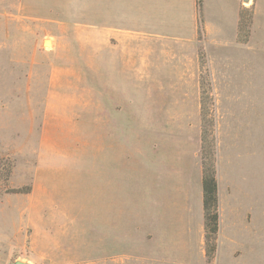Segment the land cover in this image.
<instances>
[{
  "label": "rangeland",
  "instance_id": "374dc122",
  "mask_svg": "<svg viewBox=\"0 0 264 264\" xmlns=\"http://www.w3.org/2000/svg\"><path fill=\"white\" fill-rule=\"evenodd\" d=\"M92 6L93 0H0V264H98L91 250L90 105L70 112L68 143L64 121L52 115L72 103L73 92L90 102L91 34L109 24ZM240 14L238 35L245 40L252 14ZM259 49L248 68L230 66L219 78V64L205 62L199 48L201 162L214 165L215 176L218 165L222 190L218 231L206 244L204 237L205 264H264V46ZM65 144L68 159L57 160Z\"/></svg>",
  "mask_w": 264,
  "mask_h": 264
},
{
  "label": "crops",
  "instance_id": "0c3cea01",
  "mask_svg": "<svg viewBox=\"0 0 264 264\" xmlns=\"http://www.w3.org/2000/svg\"><path fill=\"white\" fill-rule=\"evenodd\" d=\"M198 1L93 0L109 24L91 34L90 102L73 92L52 115L68 143L70 112H92L94 263L205 264L199 48L219 78L248 68L264 46V0ZM241 10L252 14L245 40ZM219 174L216 164L220 209Z\"/></svg>",
  "mask_w": 264,
  "mask_h": 264
},
{
  "label": "trees",
  "instance_id": "16d2710c",
  "mask_svg": "<svg viewBox=\"0 0 264 264\" xmlns=\"http://www.w3.org/2000/svg\"><path fill=\"white\" fill-rule=\"evenodd\" d=\"M200 4V0L198 1ZM246 10H241L243 13ZM243 15V14H240ZM2 162V159H0ZM3 166V163H2ZM10 167H5L6 174L10 173ZM30 188H25L22 192H29ZM20 191V190H19ZM202 204H203V217H204V232H205V244L208 239L215 235L218 231V195H217V180L215 176L214 165H207L204 159H202ZM207 247V245H206ZM206 250V249H205ZM209 250V249H208ZM214 250V246L212 248ZM206 251L207 258L208 253Z\"/></svg>",
  "mask_w": 264,
  "mask_h": 264
},
{
  "label": "water",
  "instance_id": "95a60500",
  "mask_svg": "<svg viewBox=\"0 0 264 264\" xmlns=\"http://www.w3.org/2000/svg\"><path fill=\"white\" fill-rule=\"evenodd\" d=\"M46 42L49 43V39H45L43 43L45 44ZM13 264H31V263H29V262H24V261H21V260H15V261L13 262Z\"/></svg>",
  "mask_w": 264,
  "mask_h": 264
},
{
  "label": "bare ground",
  "instance_id": "6f19581e",
  "mask_svg": "<svg viewBox=\"0 0 264 264\" xmlns=\"http://www.w3.org/2000/svg\"><path fill=\"white\" fill-rule=\"evenodd\" d=\"M45 44H48V42H46Z\"/></svg>",
  "mask_w": 264,
  "mask_h": 264
}]
</instances>
